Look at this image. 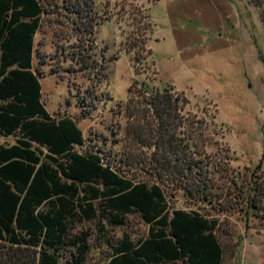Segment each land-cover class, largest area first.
I'll return each mask as SVG.
<instances>
[{
	"label": "trees",
	"instance_id": "obj_1",
	"mask_svg": "<svg viewBox=\"0 0 264 264\" xmlns=\"http://www.w3.org/2000/svg\"><path fill=\"white\" fill-rule=\"evenodd\" d=\"M251 1L264 24V0ZM57 5L90 39L93 0ZM45 12L41 0H0V136L15 137L0 143V264H88L94 248L106 264H225L220 216L240 207L264 218V180L235 172L227 152L209 151L207 122L171 85L133 82L121 152L79 150L83 130L48 111L43 71L34 69ZM82 98L89 109L94 102ZM178 194L192 207H177ZM131 215L148 225L147 235L116 238ZM84 221L94 227L74 231Z\"/></svg>",
	"mask_w": 264,
	"mask_h": 264
},
{
	"label": "rangeland",
	"instance_id": "obj_2",
	"mask_svg": "<svg viewBox=\"0 0 264 264\" xmlns=\"http://www.w3.org/2000/svg\"><path fill=\"white\" fill-rule=\"evenodd\" d=\"M41 2L46 12L36 35L34 69L43 71L48 111L78 121L87 141L79 150L102 146L121 152L133 82L171 85L189 98L186 110L207 122L209 151L227 152L235 172L264 180V24L255 3L93 0L97 23L89 39L80 38L62 15V0ZM85 94L94 102L89 109L82 106ZM14 141L0 136V143ZM175 203L192 207L180 194ZM220 219L225 264H264V218L246 216L239 207ZM127 220L113 231L116 238L124 231L135 241L147 235L140 216ZM86 227L94 223L79 222L74 231ZM88 264H106L104 252L94 248Z\"/></svg>",
	"mask_w": 264,
	"mask_h": 264
}]
</instances>
